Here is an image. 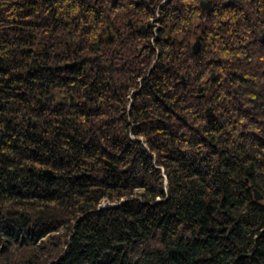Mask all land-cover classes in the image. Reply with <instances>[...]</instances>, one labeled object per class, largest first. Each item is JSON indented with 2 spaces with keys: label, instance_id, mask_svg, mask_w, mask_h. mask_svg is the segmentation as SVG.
Listing matches in <instances>:
<instances>
[{
  "label": "trees",
  "instance_id": "16d2710c",
  "mask_svg": "<svg viewBox=\"0 0 264 264\" xmlns=\"http://www.w3.org/2000/svg\"><path fill=\"white\" fill-rule=\"evenodd\" d=\"M202 1L0 0V264H264V0Z\"/></svg>",
  "mask_w": 264,
  "mask_h": 264
},
{
  "label": "water",
  "instance_id": "95a60500",
  "mask_svg": "<svg viewBox=\"0 0 264 264\" xmlns=\"http://www.w3.org/2000/svg\"><path fill=\"white\" fill-rule=\"evenodd\" d=\"M113 2H115V0H113ZM205 4H206L207 6H210V0H207L206 2H203V1L201 2V5H205ZM128 22L131 24V19H128ZM141 28H143V26H141ZM110 38H111V35L108 34V35L106 36V39L109 40ZM199 45H200V40H199V38H195L194 42L192 43V48H193V50H194V51H197L198 48H199ZM94 47L97 48V47H98V43L95 42ZM72 64H73V63H68L67 65H72ZM212 76H214V73H212ZM182 80H183V76H182L181 81H182ZM105 162H106L111 168H113V166H114L113 163H111L109 160H106ZM39 172L42 173V174L45 176V178H46L47 180H49V179H51V178H53V177L55 176L54 171H53L51 168H49V167L42 168V169L39 170ZM248 174H249V167L246 166V168H245L246 179H248ZM253 191H254V197H255L256 199H261V198L263 197V195L260 193V191L257 190L256 188H254Z\"/></svg>",
  "mask_w": 264,
  "mask_h": 264
},
{
  "label": "flooded vegetation",
  "instance_id": "af4514ba",
  "mask_svg": "<svg viewBox=\"0 0 264 264\" xmlns=\"http://www.w3.org/2000/svg\"><path fill=\"white\" fill-rule=\"evenodd\" d=\"M41 168H42V167H41ZM41 168H39V169H41ZM39 169H38V170H39ZM54 173H55V172H54ZM55 175H56V173H55ZM54 177H55V176H54ZM51 179H52V178H51ZM49 180H50V179H49Z\"/></svg>",
  "mask_w": 264,
  "mask_h": 264
},
{
  "label": "rangeland",
  "instance_id": "374dc122",
  "mask_svg": "<svg viewBox=\"0 0 264 264\" xmlns=\"http://www.w3.org/2000/svg\"><path fill=\"white\" fill-rule=\"evenodd\" d=\"M105 202V201H104Z\"/></svg>",
  "mask_w": 264,
  "mask_h": 264
}]
</instances>
